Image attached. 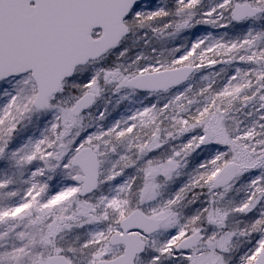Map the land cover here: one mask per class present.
Listing matches in <instances>:
<instances>
[{"label": "snow or ice", "instance_id": "obj_1", "mask_svg": "<svg viewBox=\"0 0 264 264\" xmlns=\"http://www.w3.org/2000/svg\"><path fill=\"white\" fill-rule=\"evenodd\" d=\"M0 264H264V0H0Z\"/></svg>", "mask_w": 264, "mask_h": 264}]
</instances>
